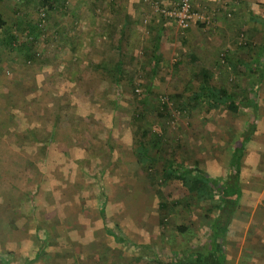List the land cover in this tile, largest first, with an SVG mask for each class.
<instances>
[{
  "label": "rangeland",
  "instance_id": "rangeland-1",
  "mask_svg": "<svg viewBox=\"0 0 264 264\" xmlns=\"http://www.w3.org/2000/svg\"><path fill=\"white\" fill-rule=\"evenodd\" d=\"M71 2L73 5L74 0ZM138 2L140 6L129 31L131 44L137 53L133 58H138L128 64L133 84L124 80L118 85H96L92 82L95 76L91 78L93 72L90 69V73L86 72L88 67L83 64L86 71L82 83L68 81L63 100L59 101L65 110H62L64 116L60 120L61 133L52 139V144L61 138L67 143L65 148H52L49 165L45 166L48 171L38 185L39 179L35 178L37 173L34 175L33 172H38L39 168L42 172V165L31 164L27 167L19 164L23 168L27 167L26 171L33 179L28 182L23 181L19 166L17 178L12 176L13 185L19 184V190L26 191L22 194L23 201L31 205L29 197L34 195L41 203L34 213H28L31 217L29 230L20 229L33 242L22 245L24 251L19 255H23L21 259L18 258L20 261H15L16 264H24L25 255L33 258L34 253L42 247V242L48 241L49 245L43 244L45 248L42 247L40 255H44L47 261L34 264H95L98 255L100 262L106 263L104 256L107 253L94 250L96 242L100 243L103 237L111 236L110 232L121 235L123 226L120 223L129 221H136L139 227L140 224L160 220L167 226L166 234L178 233L183 242L191 243L192 246L195 244L199 248L202 240L199 238L212 234V224L221 211V192L210 188L211 184L215 185L213 182H218L215 186L221 187L224 194L231 193L237 187L239 190L245 189L244 192L242 190L237 212L227 217L230 218V224L235 220L240 224L258 222L260 219L256 216L264 215L260 211L264 208V149L256 157V150L261 148L259 146L262 143L253 146L258 149H246L238 182L235 180L233 186L227 183L230 180L231 151L244 135L238 126L253 124L252 116L238 109L240 104L247 103L242 101V96L248 97L250 88L257 87L259 110L264 115V63L259 64L263 68L251 72L249 67L240 68L235 62V57L240 58L239 63L264 61V5L260 6L262 10L255 6L261 12L253 18H247V21L243 20L242 29L234 36V41H230L213 55V59L205 62L207 57H204L203 52L199 54L188 45L187 40L186 43L183 41L190 28L182 30L172 19L161 21L162 14L158 16L159 12L154 13V8L146 4L145 0ZM176 2L178 0L164 4L170 6ZM34 3L31 0L24 2L28 4V12L32 16L35 13ZM205 12L212 19L210 24L203 26L199 43L201 37L208 36L215 28L217 21L208 9ZM83 32L88 35L82 51L76 52L73 45L66 46L68 64L93 60V48L99 47L93 44L97 38L89 34L91 28L86 27ZM157 43L164 51L160 63L152 70L151 55ZM187 62L198 67L189 69ZM70 66L67 71H71ZM205 73L209 75V84L218 87L223 97L235 92V103L211 106L205 98V89H201L204 81L208 80ZM257 82L261 84L258 86ZM119 87L124 90L122 94ZM54 92L58 91L55 89ZM113 97L117 99V104ZM50 107L54 109L52 105ZM110 111H115L113 124ZM263 122L264 116H260L257 125L255 123L259 126L255 138L264 136ZM140 140L147 143V150ZM81 144L86 146L82 147ZM148 150L153 160H150ZM5 153L6 147L0 149V157ZM138 155L140 159L142 157L143 163H140ZM170 167L187 172L189 178L186 183L177 181L176 171H171ZM201 172L206 175L205 181L201 180ZM168 176L174 180L167 182ZM258 189L262 200L255 195ZM43 191L51 194L44 199L47 202L43 200ZM69 191H74L76 196H72ZM62 200L65 202L61 203ZM77 200L83 201L85 210H88L85 219H82L83 214L75 211L80 206L70 207L68 204L72 201L79 204ZM161 202L168 203L170 209L160 208ZM5 216L1 213L0 219ZM16 216L22 219L25 214ZM161 216L164 217L161 219ZM18 224L21 227V223ZM1 225L0 222L2 232ZM186 225L190 228L188 231L182 233L177 230L179 226ZM147 227L143 231L153 237L156 230ZM234 228L233 225L229 239L234 238ZM244 233L245 230L243 245H230L229 241L225 244L228 252H244L245 248L242 250L240 247L251 242L246 240ZM3 260L1 255L0 264H3Z\"/></svg>",
  "mask_w": 264,
  "mask_h": 264
},
{
  "label": "crops",
  "instance_id": "crops-1",
  "mask_svg": "<svg viewBox=\"0 0 264 264\" xmlns=\"http://www.w3.org/2000/svg\"><path fill=\"white\" fill-rule=\"evenodd\" d=\"M26 1L29 0H0V149L6 147V153L0 157V214L6 215L4 219H0L2 223L0 255L8 264H16L15 261H20V256L23 254L19 255V253L24 251L21 249L22 245L33 242L30 236L27 237L22 233V230H29L31 217L29 218L28 213H32V205L29 204V206L26 200H22V194H25L26 191L19 190L21 189L19 184L13 185L12 176L15 175L17 178L20 170L21 176L24 178L23 181L28 182L32 178L26 168L34 164L44 167V169L41 168L42 174L40 168L38 172H33L34 175L37 173L35 178L42 179L48 171L43 164L47 162L46 164L49 165L52 148H65L67 143L64 142L65 140L61 141V138L60 141H55L52 144V134L55 132L60 135L61 133V119L59 118L64 116L61 111L65 110V107H62L59 101L63 100L62 95L65 94L67 82L82 83V77L86 71L83 64L88 67L86 72H93L91 78L95 76L92 82L96 85L114 84L113 79L124 81V78L131 77L130 75L125 76L130 67L128 64L134 59L133 55H137L135 47L131 44V32L129 31L132 20L137 15L136 10L140 6L139 0H74L69 14L60 11L49 13L48 36H39L37 44L34 45L30 42L32 38H26L25 33L35 32L33 16L29 15L28 4H24ZM164 1V3H170L172 0ZM194 3L203 11L208 9L217 20L215 28H212L208 36L201 37L200 43L198 42L200 33L204 30L202 26L193 25L186 36L188 45L199 54L203 52L204 57H207L205 59L207 62L213 59V55L230 41H234V36H237L242 29L243 20L247 21V18H253L261 12L259 10H262L260 6L264 5V0H194ZM255 6L259 10H256ZM95 8L102 9V12L95 14ZM86 27L91 28L89 34L97 38L93 40V44L99 47L93 48L92 61L72 64V67L66 59L68 55L66 46L67 44L73 45L76 52L82 51L86 44L85 37L88 35L83 32ZM57 34L59 37H56ZM14 35L17 41L12 39ZM163 51L159 43L155 45L151 55L152 63L154 62L152 70H155L157 64L160 63ZM235 54L237 56L239 52ZM199 58L202 61L200 56ZM235 58L237 66L240 68L249 67L251 72L263 68L259 65L264 63L263 60L251 64L242 62L246 64L241 66L240 58ZM119 64L121 68H125V71L122 73L118 72L119 70L115 73L109 72L108 69L113 70ZM68 66L71 67V71H67ZM104 66H108V68ZM139 67L144 66L140 65ZM187 67L195 69L198 65H190L187 62ZM89 69L90 71H88ZM203 71L206 72L205 69ZM125 81L127 82V80ZM260 84L257 82L258 86ZM55 89L58 92H54ZM80 91L81 88L79 97ZM249 93L248 97L242 96V101H246L247 98H255L259 104L260 97L257 87L250 88ZM222 105L219 103L217 107ZM239 108L246 115L252 116L253 120L251 125L238 123L239 131L258 129L259 126H256L258 119L260 116H264L260 112L261 109L259 110L260 106L256 114L252 113V109L247 107L246 103L240 104ZM112 112L110 111V116H112ZM82 131L83 129H81ZM255 132L257 131L255 130ZM256 143H262L259 146L260 149L256 146L253 147ZM81 146L85 147L86 145L81 144ZM251 148L258 149L256 157L259 153L262 154L264 136L255 138L253 135L246 145V149L251 150ZM19 164L27 167L23 168ZM242 190L245 191V189ZM43 194L46 195L44 191ZM255 195L262 200L260 189ZM79 201L77 200L79 204L74 201L68 204L70 207L73 205L83 206V201ZM260 211L264 213V208H261ZM17 214H25V216L20 219L19 216H16ZM256 218L260 220L242 224L235 220L234 223H231L229 233L234 225L235 235L232 236L234 238L229 239L228 233L224 248L222 247L224 252L219 251V255L211 252V244L214 242L211 243L210 234L199 238L202 240L200 241L201 246L198 248V246L195 247V244L192 246L191 243L183 242L178 233L166 234L167 226L163 225L160 220L149 224H140L139 227L136 221L133 223L131 221L121 222L123 232L120 236L112 233L109 237H103L100 243L96 242L94 250L107 253L104 256L106 263L100 262L99 255L94 262L95 264H264V256H262V254L264 255V219H262L264 215L261 217L257 215ZM18 223H21V227ZM16 224L19 225L17 229L15 228ZM147 225L149 229L156 230L153 237L143 231L148 228ZM182 228H186V231L190 229L186 225L179 226L177 230L184 233ZM5 229H9V231ZM135 230L138 231L135 232ZM243 230H245L246 240L251 241L250 244L240 247L242 250L245 248L244 252L241 250L238 253L237 250L228 252L225 248L228 241L230 245L244 244ZM246 249L251 250L250 254L245 253ZM256 254L258 255L256 256ZM29 259L28 255L24 256V260L28 261ZM38 261H47V259L44 255L37 257L36 252L30 259V264Z\"/></svg>",
  "mask_w": 264,
  "mask_h": 264
},
{
  "label": "trees",
  "instance_id": "trees-1",
  "mask_svg": "<svg viewBox=\"0 0 264 264\" xmlns=\"http://www.w3.org/2000/svg\"><path fill=\"white\" fill-rule=\"evenodd\" d=\"M31 1L32 2L34 1L35 2L34 3V6L36 5L34 7V11H33V12H35L34 13V16H33V20H34V30H35V32H25V33H26V38H30V37L32 38V39H30L31 40L30 42H32V44L34 45V44H37L38 39H39V36H42V37H44V36L47 37L48 36L49 13L51 11H60V12H65V13L69 14V12H71V6H72V2L71 1L72 0H31ZM89 1H95V0H89ZM193 2H194V0H193ZM161 4L163 6H166L164 3H161ZM194 5H195V3H194ZM42 11L44 12V17H43L44 19H42L44 22H42V20L40 21V15H41V12ZM94 12H95V14L96 13L99 14V13L102 12V9L95 8ZM156 12H158V11H155L154 13H156ZM160 15L161 14H158V16H160ZM170 19H171L170 17H166L165 15H162L160 17V20L161 21H163V20H170ZM195 23H196V25H199V26H202V27L205 26V25H207V24H205L203 22H195ZM193 24L189 28H191L193 26ZM55 33H53V34H55ZM56 37H59L58 34L56 35ZM12 39H14V41H17L15 35L12 36ZM12 39H10V40H12ZM183 41L186 43V39L183 38ZM153 64H154V62L152 63V65ZM241 64L243 65L242 62H241ZM104 67L105 68H108V66H104ZM124 69L121 68V66L119 64V65H117V68H114L113 70L112 69H108V70H110L109 71L110 73L111 72H114L115 73L118 70H119L118 72H121L122 73L123 71H125ZM206 74L207 73H205V75ZM128 75H129V72L127 71V74L125 76L127 77ZM130 76H132V75L130 74ZM205 77H207L208 80H205L204 81V83H205L204 85L205 86L203 85L201 87V89H205V91H206L205 92V95H206L205 98H207V100L210 101L211 106H216L219 103L220 104H225V103H230V102L235 103L234 102V99H233L234 96H235V94H236L235 92L229 93L227 96L223 97L222 94H221V91H220V89L218 87L212 86V85L209 84V78H208L209 75L208 76H205ZM124 80H127L128 84H133V76L132 77H129L127 79L124 78ZM113 81H115L114 84H116V85H118L120 83L121 84L124 83V82H121L122 79H120V80L119 79H115V80L113 79ZM119 89L121 90L119 92L122 94L124 90L122 89V87H119ZM112 99L117 104V99H115V97H113ZM246 102H247L246 103L247 104V107H252L251 109L254 112L253 114H256V112H258L257 109L259 107V104H258L257 99H255V98H252V99L247 98L246 99ZM61 112H60V115H61ZM73 114H76V112L75 113L73 112ZM66 116H67V112H66ZM114 116H115V111H113V113H112L111 123H112V120H114ZM61 118L62 117L60 116L59 119H61ZM57 129H58V127H57ZM255 130H256V128L253 129V130L249 129L247 131H243L244 135L241 137V140L238 143H236V145L233 147V149L231 151V157H230L231 159H230V163H229L230 172H229V175H228V176H230V180H227L226 179L227 180V183L229 185H232V183L234 185L235 180H236V182H238V177H239V174H240L241 169L243 167V157L245 155L246 145L251 140L252 136L255 133ZM56 135L57 134L54 132V134H52V139H55ZM140 141L142 143H144L143 144V145H145L144 146V149L147 150V146H146L147 143L144 142L143 140H140ZM45 151H46V149H45ZM148 151L150 152V157H151L150 160H153V156H151V151L150 150H148ZM139 160H140V163H143L142 162V157L140 159V156H139ZM45 166H48V164H45ZM170 168H171V171H176L177 181H180L182 183H186V181H187L186 179L189 178V175H187V172H185V171H179L178 169L173 168V167H170ZM186 171L190 172V170H188V169H186ZM165 172L166 171H164V173ZM41 174H42V172H41ZM41 174H40V177L42 176ZM205 176H206L205 173L201 172V180L204 179V181H205L207 179V178H205ZM170 177L171 176H168L167 177V178H169L167 182H169L170 180H174V179H172ZM41 180L42 179H39V181L37 182V185L41 182ZM192 180H196V178H193ZM175 181H176V179H175ZM213 183L215 185H218L217 184L218 182H216V183L213 182ZM215 185L212 186V184H211V187L210 188L212 190L213 189H215V190L217 189L218 191L221 192V193L219 192L220 193L219 194L220 195L219 198L222 200V201L220 200L221 201V204H220L221 211H220V214H218V216L215 218V221H214V223L212 225L213 232H212V234L210 235L209 238L212 241H214V243L211 244V252H215L216 255H219L220 252H224L222 250V247L224 248L223 245H224V242L227 240L226 237H227V235L229 233V224H230L229 222H230V218H227V217H230L237 210V208L239 206V203H240V198L242 197V189L240 188V190H239V188L237 187V189L232 190L231 193L229 192V193L224 194V191L222 190V188L221 187L218 188ZM69 193L72 196H74V195L76 196V193L74 191H69ZM45 194L46 195L43 197V200L45 198L50 197V195H51L49 193V191H46ZM29 200H30L31 205H32V212L34 213L36 211L35 209H38L41 206V203L36 200V197L34 195H33V197H29ZM44 201L47 202L46 200H44ZM52 201L54 203V200H52ZM64 202H65V200H62L61 201V203H64ZM56 205L58 206V202H56ZM167 207H168V209H167ZM160 208L167 209V210L170 209L169 208V204L168 203H164V202H161ZM75 211H79L80 214H83L84 217L82 216V219H85V217H86L85 214H87L86 211H88V210L87 209L85 210L84 205L83 206L80 205V207L77 208V210H75ZM163 217L164 216H161V219ZM87 227H88V229H91L90 226H87ZM182 229H184L183 230L184 232L186 231V228H182ZM112 233L114 235H118V234H115L114 232H110V234H112ZM118 236H120V235H118ZM49 242L50 241H48V243ZM42 243L43 244H48V243H44V242H42ZM43 244H42V247L44 246ZM219 245H220V248H219ZM42 247H40L39 251H36L37 252V257H39L41 255V253H42L41 250L43 248H45V247H43V248ZM245 251H246L245 252L246 254H250V252H251L250 249H246ZM262 256H264V255L262 254ZM0 258H1V255H0ZM218 261H220L219 258H218ZM2 263L3 264H8V262L5 261V260H3ZM30 263L31 262H30V259H29L26 262V264H30Z\"/></svg>",
  "mask_w": 264,
  "mask_h": 264
},
{
  "label": "built area",
  "instance_id": "built-area-1",
  "mask_svg": "<svg viewBox=\"0 0 264 264\" xmlns=\"http://www.w3.org/2000/svg\"><path fill=\"white\" fill-rule=\"evenodd\" d=\"M146 4L151 5L155 11L160 14L170 17L182 30H187L195 22L211 23V16L205 11L197 8L193 0H178L173 5L163 6L160 0H145ZM44 17V12H41L40 21ZM42 22H44L42 20Z\"/></svg>",
  "mask_w": 264,
  "mask_h": 264
}]
</instances>
